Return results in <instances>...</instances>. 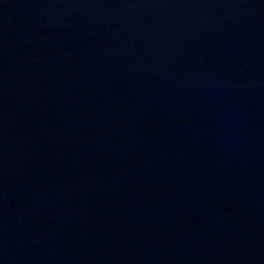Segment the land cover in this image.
Here are the masks:
<instances>
[{
	"label": "water",
	"instance_id": "obj_1",
	"mask_svg": "<svg viewBox=\"0 0 264 264\" xmlns=\"http://www.w3.org/2000/svg\"><path fill=\"white\" fill-rule=\"evenodd\" d=\"M0 264H264V0H0Z\"/></svg>",
	"mask_w": 264,
	"mask_h": 264
}]
</instances>
